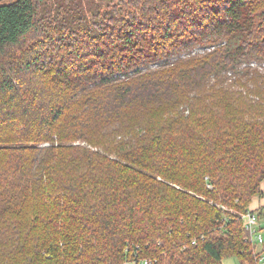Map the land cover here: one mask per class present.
I'll list each match as a JSON object with an SVG mask.
<instances>
[{
    "label": "trees",
    "instance_id": "16d2710c",
    "mask_svg": "<svg viewBox=\"0 0 264 264\" xmlns=\"http://www.w3.org/2000/svg\"><path fill=\"white\" fill-rule=\"evenodd\" d=\"M248 209L264 0H0V264H257Z\"/></svg>",
    "mask_w": 264,
    "mask_h": 264
},
{
    "label": "built area",
    "instance_id": "2783aa9c",
    "mask_svg": "<svg viewBox=\"0 0 264 264\" xmlns=\"http://www.w3.org/2000/svg\"><path fill=\"white\" fill-rule=\"evenodd\" d=\"M242 220L245 228L249 231L251 240L257 246L256 263L264 264V222H261V218H258L257 212L252 209H248L242 214Z\"/></svg>",
    "mask_w": 264,
    "mask_h": 264
},
{
    "label": "rangeland",
    "instance_id": "374dc122",
    "mask_svg": "<svg viewBox=\"0 0 264 264\" xmlns=\"http://www.w3.org/2000/svg\"><path fill=\"white\" fill-rule=\"evenodd\" d=\"M60 1H63V0H60ZM40 34H35V33H31L26 39H25V45H23V51L24 50H27L26 51V54L27 52H30V48L33 49V44L37 42V40L41 39L42 37H39ZM22 51V52H23ZM14 54L13 56L15 57H18V56H22L23 54H19L18 51H13ZM12 52V53H13ZM261 201H263L261 199ZM259 203V200L257 198H255L253 201H252V206H256L258 205ZM263 219L261 220V222L263 223ZM223 264H241L238 260L237 257L235 256H229V257H226L224 260H223Z\"/></svg>",
    "mask_w": 264,
    "mask_h": 264
},
{
    "label": "crops",
    "instance_id": "0c3cea01",
    "mask_svg": "<svg viewBox=\"0 0 264 264\" xmlns=\"http://www.w3.org/2000/svg\"><path fill=\"white\" fill-rule=\"evenodd\" d=\"M257 206V205H256ZM256 206H253L252 208L256 207Z\"/></svg>",
    "mask_w": 264,
    "mask_h": 264
}]
</instances>
